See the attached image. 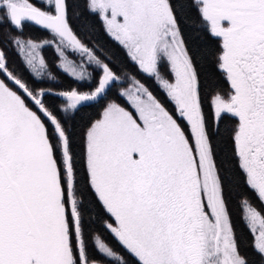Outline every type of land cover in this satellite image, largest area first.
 I'll return each mask as SVG.
<instances>
[{"label": "snow or ice", "instance_id": "obj_1", "mask_svg": "<svg viewBox=\"0 0 264 264\" xmlns=\"http://www.w3.org/2000/svg\"><path fill=\"white\" fill-rule=\"evenodd\" d=\"M0 264H264V0H0Z\"/></svg>", "mask_w": 264, "mask_h": 264}, {"label": "trees", "instance_id": "obj_2", "mask_svg": "<svg viewBox=\"0 0 264 264\" xmlns=\"http://www.w3.org/2000/svg\"><path fill=\"white\" fill-rule=\"evenodd\" d=\"M34 35H39L38 33H34ZM63 83L67 84V81H63Z\"/></svg>", "mask_w": 264, "mask_h": 264}]
</instances>
